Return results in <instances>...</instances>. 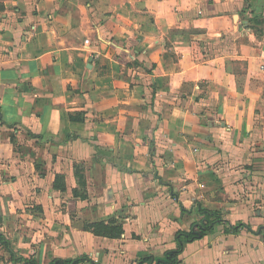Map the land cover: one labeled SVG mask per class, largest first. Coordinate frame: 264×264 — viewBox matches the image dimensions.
I'll use <instances>...</instances> for the list:
<instances>
[{
    "label": "crops",
    "instance_id": "crops-1",
    "mask_svg": "<svg viewBox=\"0 0 264 264\" xmlns=\"http://www.w3.org/2000/svg\"><path fill=\"white\" fill-rule=\"evenodd\" d=\"M198 205L250 230L217 224L179 264H264V0H0V232L15 255L155 263ZM111 219L119 237L84 228ZM0 264L21 263L4 248Z\"/></svg>",
    "mask_w": 264,
    "mask_h": 264
},
{
    "label": "trees",
    "instance_id": "trees-1",
    "mask_svg": "<svg viewBox=\"0 0 264 264\" xmlns=\"http://www.w3.org/2000/svg\"><path fill=\"white\" fill-rule=\"evenodd\" d=\"M250 21L256 27L257 24H260L261 21H258L255 18H251ZM96 148V147H95ZM74 176L77 182V188H74L72 193L75 197H80L81 199L86 198L85 192V174L83 163L74 164ZM54 188L60 191H65V179L62 175H55L54 178ZM198 213L200 214V220L192 223L188 231L178 230L176 232L175 240L177 247L172 250L165 252V258L153 262L152 256H146L141 258L138 261V264L144 262L148 264H179L180 259L179 255L183 251L185 244L201 239L207 234L214 232L217 224H227L225 229L229 233H238L241 228H246L250 230L248 225L244 223H236L234 225L230 224L228 220L225 219L224 213L222 211L205 209L201 205H198ZM85 229L90 230L95 235L106 236V237H119L123 233L122 225L114 220H109L108 222H97L84 226ZM262 232V229L257 231ZM0 244L7 249L11 255V260L13 262H18L21 264H39L36 260L32 258H25L22 256H16L13 250L10 247V243L6 240L3 234L0 232ZM85 261H91L87 256L78 257L72 260H63L55 258L51 264H79Z\"/></svg>",
    "mask_w": 264,
    "mask_h": 264
},
{
    "label": "built area",
    "instance_id": "built-area-1",
    "mask_svg": "<svg viewBox=\"0 0 264 264\" xmlns=\"http://www.w3.org/2000/svg\"><path fill=\"white\" fill-rule=\"evenodd\" d=\"M85 43H86V44H89V39H86V40H85Z\"/></svg>",
    "mask_w": 264,
    "mask_h": 264
},
{
    "label": "rangeland",
    "instance_id": "rangeland-1",
    "mask_svg": "<svg viewBox=\"0 0 264 264\" xmlns=\"http://www.w3.org/2000/svg\"><path fill=\"white\" fill-rule=\"evenodd\" d=\"M0 249L2 250V249H4V247L0 245ZM3 259H5V258L3 257Z\"/></svg>",
    "mask_w": 264,
    "mask_h": 264
}]
</instances>
